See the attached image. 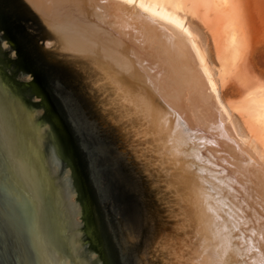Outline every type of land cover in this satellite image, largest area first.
I'll list each match as a JSON object with an SVG mask.
<instances>
[{"label": "water", "instance_id": "obj_1", "mask_svg": "<svg viewBox=\"0 0 264 264\" xmlns=\"http://www.w3.org/2000/svg\"><path fill=\"white\" fill-rule=\"evenodd\" d=\"M15 3L0 264H264V162L187 39L114 0Z\"/></svg>", "mask_w": 264, "mask_h": 264}, {"label": "rangeland", "instance_id": "obj_2", "mask_svg": "<svg viewBox=\"0 0 264 264\" xmlns=\"http://www.w3.org/2000/svg\"><path fill=\"white\" fill-rule=\"evenodd\" d=\"M141 1L183 21L197 35L219 84L222 101L232 111L240 132L253 140L258 151L264 154V133L259 131L260 135L249 124L248 115L239 109L249 91L257 90L258 86L264 88V0H230L221 13L210 9L211 0ZM225 23H229L226 34L223 32ZM221 42L238 47L242 52L240 61L229 75L222 76L223 80L219 73Z\"/></svg>", "mask_w": 264, "mask_h": 264}, {"label": "bare ground", "instance_id": "obj_3", "mask_svg": "<svg viewBox=\"0 0 264 264\" xmlns=\"http://www.w3.org/2000/svg\"><path fill=\"white\" fill-rule=\"evenodd\" d=\"M114 1L123 3V4L131 6V7H135L137 9L147 13L148 15L152 16L153 18L157 19L158 21L173 27L174 29H176L178 32H180L187 39L192 50L195 53V56H196L197 61L200 65V68H201L209 86L211 87V89H212V91L216 97L217 102L219 103L222 110L224 111L230 125L232 126V128H233L234 132L236 133V135L238 136L239 140L244 145V147L255 158L264 162V154H262L258 151V149L255 146L256 144L254 145L253 140H250L248 137H245L240 132V130H239V128L235 122L232 111L222 101L221 95L219 92V84H218L215 76L212 73L211 67H210V65L207 61V58H206V54L204 52V49H203L201 43L199 42V38L197 37V35H195L191 31V29L185 25V23L183 21H179L174 16L169 15L168 13H165L164 11L157 9L153 5H147L141 0H114ZM229 1L230 0H211V4H209V7L211 10H214L218 13H221L225 10L226 6L229 5ZM174 7L177 8V4H175ZM227 22H228V20H227ZM228 28H229V23L228 24L225 23L223 26V29H224L223 32L225 34L227 33ZM241 57H242V52L238 47H235L233 45H229L225 42H221L220 47H219V61H220V72L219 73L221 74L220 75L221 78H222V76H225L226 73H227V75H229V72L232 70V67L235 64H237L236 63L237 61L238 62L240 61ZM243 59H244V56H243ZM235 70H236V68H235ZM234 73L235 72L233 70L232 74H234ZM227 75H226V77H227ZM239 77L240 76H238L237 78H239ZM225 78H224V80H225ZM222 80H223V78H222ZM243 84H245V83H243ZM235 108H237V107H235ZM239 109H241V112L243 111L244 113H246V115H248L249 124H251V126L253 128H256L255 130H257L258 133H260V132L264 133V88H261L258 86L257 90L249 91L245 97V101L240 104ZM261 133H260V135H261Z\"/></svg>", "mask_w": 264, "mask_h": 264}, {"label": "flooded vegetation", "instance_id": "obj_4", "mask_svg": "<svg viewBox=\"0 0 264 264\" xmlns=\"http://www.w3.org/2000/svg\"><path fill=\"white\" fill-rule=\"evenodd\" d=\"M15 8L22 12L15 0H0V38L6 40L9 44L8 48H10L5 50L6 48L0 45V61H4L2 65L6 72L11 69L6 60L11 57L10 53L15 50V31H18L15 27ZM13 58L15 59V56Z\"/></svg>", "mask_w": 264, "mask_h": 264}]
</instances>
